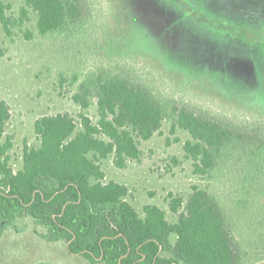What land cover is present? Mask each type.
<instances>
[{
	"label": "trees",
	"instance_id": "trees-1",
	"mask_svg": "<svg viewBox=\"0 0 264 264\" xmlns=\"http://www.w3.org/2000/svg\"><path fill=\"white\" fill-rule=\"evenodd\" d=\"M180 1L186 5L181 16L187 17L190 7ZM32 16L39 35L72 37L92 24L94 5L92 0H0V26L7 38ZM245 30V37L237 35L243 43L264 48V28ZM5 55L0 45V58ZM71 84H77L70 96L76 115L37 118L39 144H24L16 171L8 154L12 136L6 134L10 107L0 99V238L8 230L23 232L32 222L44 229H32L34 235L64 242L69 253L88 264H260L257 254L243 247L225 206L207 186L192 185L186 195L169 194L174 220L155 204L144 205L141 215L126 199L125 184L104 180L100 161L112 157L120 168L129 159L139 161V141L168 122L171 131L189 134L184 157L197 176L216 180L234 165L255 159L264 165V103L256 102L262 106L250 107V113L235 120L159 92L121 67H99L80 80L74 76ZM92 108L95 120L89 116ZM246 191L264 196V176Z\"/></svg>",
	"mask_w": 264,
	"mask_h": 264
},
{
	"label": "rangeland",
	"instance_id": "rangeland-1",
	"mask_svg": "<svg viewBox=\"0 0 264 264\" xmlns=\"http://www.w3.org/2000/svg\"><path fill=\"white\" fill-rule=\"evenodd\" d=\"M185 1L187 17L181 16L186 5L180 0H92L94 21L82 35L72 37L39 35L34 16L14 29L11 38L0 26V45L6 49L0 58V99L11 112L6 134L12 136L8 154L13 169L21 168L24 144H39L35 120L60 112L75 116L78 108L70 96L77 84L71 81L99 67L125 68L159 92L235 120L250 113V107L262 106L257 103H264V48L243 43L239 36H246L245 29L264 28V0ZM89 116L96 119L94 108ZM189 138L164 122L158 133L139 141V161L129 159L120 168L112 157L101 160L104 180L125 184L126 199L141 215L144 205L155 204L168 220L175 218L168 209L170 193L186 195L192 185L207 186L225 206L243 247L264 264V196L246 191L264 176V165L255 159L234 165L216 180L202 178L184 157L183 144ZM32 229L44 231L29 222L23 232H4L0 264H88L69 253L64 242L46 241Z\"/></svg>",
	"mask_w": 264,
	"mask_h": 264
}]
</instances>
